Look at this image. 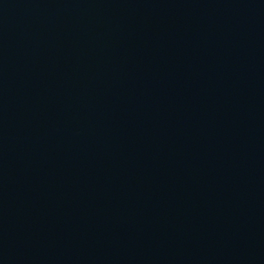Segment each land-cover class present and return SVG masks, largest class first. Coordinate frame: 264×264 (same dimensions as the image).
<instances>
[{"label": "water", "instance_id": "1", "mask_svg": "<svg viewBox=\"0 0 264 264\" xmlns=\"http://www.w3.org/2000/svg\"><path fill=\"white\" fill-rule=\"evenodd\" d=\"M0 264H264V0H0Z\"/></svg>", "mask_w": 264, "mask_h": 264}]
</instances>
